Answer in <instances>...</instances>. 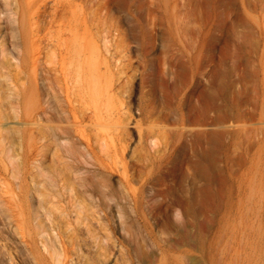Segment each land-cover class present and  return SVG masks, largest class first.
I'll return each mask as SVG.
<instances>
[{
    "label": "rangeland",
    "instance_id": "1",
    "mask_svg": "<svg viewBox=\"0 0 264 264\" xmlns=\"http://www.w3.org/2000/svg\"><path fill=\"white\" fill-rule=\"evenodd\" d=\"M51 1H48V10L52 8ZM17 3V0H0V107L6 109L13 127L11 153L26 156L22 137L26 133L32 134L30 149L33 159L28 164L21 156L18 178L10 175L8 181V204L15 221L26 225L23 220L28 205L26 200H29L32 216L35 212L43 223L49 210L63 230L67 229L70 224L66 222L70 221L73 230L86 239L83 242L85 252L80 257L82 261L78 260L79 264H93L91 254L95 250V238L86 233L88 228L90 234L97 237L98 244L113 250L112 256L116 258L111 256L112 261L109 259L106 264H264V0H87L92 59L101 62L102 72L108 75L109 67L119 64L120 73H123L119 75L122 77L120 82L125 87L133 89L142 83V91L145 92L152 86L157 93L156 101L164 102L159 107L163 113L166 111V100L161 99L164 83L155 75L163 64L168 66L172 62V52H177L169 45L179 40H197L207 43L213 50L217 119L215 178L209 183L200 175L195 167L198 158L189 161V153L184 158L188 161L185 164L187 175L185 178L178 176L184 188L201 199L197 223L193 200H184L183 203V200H173L178 195L173 177L168 180L171 191L167 198L171 200H133L132 191H137L141 185L139 179L128 184L130 200L121 196L116 200H100L97 193H94V198L74 200L69 187L73 186L78 193L83 188L73 185L68 173L62 175L67 187L62 190V197H52L51 189L45 190L44 198L40 196L44 193L40 186V165L33 162L40 157L38 124L15 125V122H21L16 117L15 108L23 99L26 79L23 65H19V61L17 63L22 52L18 15L11 14ZM79 14L82 13L79 11ZM60 16L59 13V22L52 28L50 16L42 18L40 35L45 43L57 40L62 34L63 39L72 40L71 32L60 31L59 24L66 21L65 16L61 19ZM150 42L155 43V48L149 49L146 55L141 48ZM189 52L180 57V70L188 85L194 86L192 76L197 66ZM202 53L206 61L209 51ZM127 64L131 67L128 68ZM202 70L208 74L206 62ZM148 71L155 75L150 82H145ZM209 76L196 75L200 81L198 88L204 91V109L187 114L186 128L202 130L204 133L200 140L206 148L211 142L208 131L211 128ZM196 96L197 93L193 94L194 98ZM140 97L141 91H137L134 95L137 104ZM53 151L54 146L50 143L46 155V165L50 168ZM132 173L133 170L129 172ZM120 177L123 175L116 173L109 179L116 188ZM160 202L172 207L169 219L165 218L163 210L156 208L155 204ZM54 204L72 215L59 217L58 212L51 208ZM78 204L82 205L80 224L72 213L78 209ZM118 208L123 212L126 231L114 224ZM147 229L159 237L165 251L148 238ZM130 236L144 237L147 242L137 251L129 242ZM19 240L18 235L15 241ZM15 262L19 263V259L16 258Z\"/></svg>",
    "mask_w": 264,
    "mask_h": 264
},
{
    "label": "bare ground",
    "instance_id": "2",
    "mask_svg": "<svg viewBox=\"0 0 264 264\" xmlns=\"http://www.w3.org/2000/svg\"><path fill=\"white\" fill-rule=\"evenodd\" d=\"M48 1L17 0L18 6L11 12L12 15H18L17 24L22 39L21 57L17 58V63L19 61V65H23L26 72L23 99L15 108L16 117L20 118L21 122H15V125L38 124L36 126L40 132L37 137L40 157L33 162L40 165V186L44 190L40 196L44 198L45 190L51 189L52 197H62V190L67 189L62 175L68 173L71 183L83 188V191L78 193L77 190L74 191L73 186L69 187L71 198L74 200L81 197L94 198V193L98 194L100 200H116L118 196L130 200L128 184L134 179H139L141 185L137 191H132L133 200H171L167 198L171 191L168 180L173 177L178 186V195L173 200H183L182 203L184 200H193L197 223L198 203L201 199L193 191L188 192L178 180V176L185 178L187 175L185 164L188 161L184 158H187L189 153V161L191 158H198L195 167L200 175L206 177L209 183L215 178L217 163L214 142L217 119L215 59L211 46L197 40L173 42L169 47L177 52H172V62L168 66L163 64L156 75L153 71L147 72L145 82H150L155 75L164 83L161 99L166 100V111L163 113L159 107L164 102L156 101L157 93L152 86L145 92L142 91V83L133 89L125 87L120 82L122 77L119 75L123 73H120L119 64L109 67L108 75L102 72L101 62L92 59L93 46L89 41L87 25V0H52L51 10H48ZM79 11L82 14H79ZM59 13L60 19L66 17V21L64 17V23L59 24L60 31L71 32L72 40L63 39L62 34L57 40H48L45 43L40 35L42 18L49 15L52 28L59 22ZM154 48L155 43L150 42L141 49L147 55L149 49ZM204 50L209 51L206 61L202 53ZM186 51H190L189 55L194 56L196 60L197 71L192 76L194 86L190 83L188 85L180 70V57ZM204 62L209 66L208 74L202 70ZM126 66L130 68L131 64ZM196 75H210L208 110L211 128L208 131L211 142L207 148L200 140L201 134L204 133L202 130L195 127L186 129L187 114L204 109V91L198 88L200 81ZM137 91H141L138 104L134 101ZM195 93L196 98L193 97ZM156 114L158 116L154 117ZM0 120V264L81 263L78 260L85 252L83 242L86 239L82 238L80 232L73 230L70 221H65L70 225L67 224V229L63 230L57 218L54 219L52 210L46 214L45 223L39 221L40 218L34 211L33 216H36H32L29 200H26V218H23L26 225H23L24 222L15 221L8 204V181L10 175L18 178L19 160L23 155L11 153L10 138L13 127L10 126L6 109L2 107ZM22 140L26 152L23 162L28 161L30 164L33 159L30 149L33 136L26 133ZM50 143L54 146L52 168L46 165ZM131 170L133 173L129 174ZM116 173L123 175L119 178L118 188L109 180ZM136 204L139 206V203ZM56 205L51 208L58 212L59 217L65 215L68 218L72 215ZM155 206L164 211L166 219L171 217L172 207L166 202L157 203ZM77 207L72 213L79 223L82 205L78 204ZM115 219V226L126 231L121 208L117 209ZM90 232L88 228L86 233L95 238V250L91 254L93 264H106L113 255V250L98 244L97 237ZM147 234L161 251H165L158 236L148 229ZM18 235L20 240L16 242L15 237ZM129 242L140 251L147 239L130 236ZM16 258L19 263L15 262Z\"/></svg>",
    "mask_w": 264,
    "mask_h": 264
}]
</instances>
